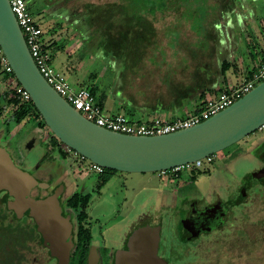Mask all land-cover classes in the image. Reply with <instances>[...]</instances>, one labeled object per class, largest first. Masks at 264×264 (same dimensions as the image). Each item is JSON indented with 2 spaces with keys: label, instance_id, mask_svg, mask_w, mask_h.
<instances>
[{
  "label": "rangeland",
  "instance_id": "rangeland-1",
  "mask_svg": "<svg viewBox=\"0 0 264 264\" xmlns=\"http://www.w3.org/2000/svg\"><path fill=\"white\" fill-rule=\"evenodd\" d=\"M26 1L34 20L39 23L42 22L41 29L44 37L52 36L59 46V48L51 50V65L65 74L72 87H82L89 92L92 87H95L94 93L91 94H93L96 104L101 103L100 107L104 113L108 115L117 113L114 109H108L107 111L103 105L104 102L116 95L115 90L121 84L124 82L128 84L147 83L149 81L146 74L157 71V69L153 70V68H142L140 66L145 58L153 56L150 48H146L147 50L144 53L141 51L144 47L142 49L136 47L137 49L130 52L128 56H124L122 51L119 55L118 50H116L114 55L106 49L111 48L113 41H116L115 37H110L109 43L100 47L99 38L87 35L90 29L87 27L88 17L84 12H77L74 16L69 14L68 11L70 12V10L61 9V0ZM78 1L83 4L110 5L115 3L116 0ZM197 1L199 14L204 11H216L214 21L218 23L219 28L221 27V31L219 30L220 36L217 37L213 31H210L208 37L203 35L189 40L192 47L206 49L210 46V52L207 54H201L195 50H188L185 53L198 57L201 61H205L204 63L208 62L209 68L212 67V69L214 59L220 64L224 61L234 62L237 72L240 71L241 65L246 67V64H248L256 67L263 47L251 48L247 44L244 45L240 22L237 21L236 15L238 14L237 7L240 6V0ZM219 1L221 6L218 3ZM221 9L223 14L220 16L217 12ZM173 20V16L167 15L166 18H158L154 22L156 40L163 41L164 26ZM170 35L173 45L168 46L171 49L168 56L175 58L174 45L180 42V38L175 33L170 32ZM186 36L192 37L193 34L187 31ZM247 47L250 48L249 53H247ZM160 54L163 58L162 61L155 63L158 67L164 63L163 60L166 58L163 53ZM2 56L3 54L0 51V58ZM142 56H144V59H142ZM146 62L154 64V61L149 58ZM135 67L141 69L137 68V71H135ZM139 72L142 73L143 79L138 76L141 75ZM219 75L222 76L221 73ZM246 78L247 74L244 76L240 74L238 83L243 82ZM14 80V75L5 73L0 64V92L9 93L6 95V100L14 97L9 92L11 91L10 84ZM151 82H157V80ZM200 92L201 90L198 89V93ZM191 98L192 95L190 94L184 99V102L186 101L189 104ZM17 107L18 105L10 106L4 113L3 120H6L7 123L4 126L6 130L0 134V149L5 153L7 162H10L17 169L26 171L25 173L31 178L34 176L29 185H25L24 188L19 187L17 190L21 203L26 204L30 211L33 207L32 212L34 213L37 210L38 212H48L50 210L49 204H51L49 199L56 192L61 195V200L77 192L89 194V201L83 208L86 216L82 225L91 234V246L99 249L106 248L105 252L108 256V258H104V260H108L106 264H109L112 252L116 253L121 248L129 233L135 237L134 244L131 243V245L136 250L141 249L143 246V234L149 233L151 235L149 251H151L152 256L150 253L148 260H151L153 264H191L198 253L196 250L189 251L187 249L189 244L186 240L180 238V232L174 227L175 220H173V217L170 218L172 216L171 212L175 213V209L187 205L185 202L187 200L183 198L185 195L181 192V190H187L185 184L190 185L189 195L194 193L193 196L196 197L200 195L205 197L211 191H214L213 195L217 193V198L220 196L226 197L229 193H232L231 196L234 197L235 191H237L236 184H233L234 179L240 180L245 174H253L259 168L264 167V160L257 154L258 151L264 157V126L215 154L212 162H203L200 167H195L192 164L191 168L183 169L185 171L182 169L177 171L182 173L179 178H177V172L173 171L161 174L108 172V169H105L104 173L96 174L91 172L88 167L90 161L65 145H61V148L66 152L64 157L60 156L57 150H54L51 152L52 162L41 164L39 162L40 158L47 152L49 148L47 146L48 141L54 135L47 126H38L42 119L41 116L36 119L33 117L27 118L19 125L12 122L10 120L12 112ZM188 108H191V106ZM121 113L127 115L134 122H142L139 121L140 118L137 115L132 117L127 111ZM0 125L2 124L0 123ZM1 130L3 129L0 127ZM7 131L10 135L4 140L2 137L7 134ZM259 143H261V149L256 148L259 147ZM223 156H227V158L221 159ZM191 169H198L197 171H200V173L192 178L191 173L188 172ZM103 177H106V179H103ZM251 182L253 183V180ZM211 185L214 186V190L210 188ZM261 188L264 189L263 183H261ZM31 192H33V195H31ZM255 193L256 195L247 193V196L246 194L245 204L230 207V212L238 214L235 216L229 214L226 225L230 224L228 228L233 234L236 229L235 223L239 221L236 216L243 218L242 211L246 207L245 212L249 213V219L243 220L241 227L251 240L257 242L254 251L251 252V259L247 260L246 263L264 264V191L255 190ZM244 197L243 194H240L236 198L230 199L229 202L238 204L244 200ZM248 198H250L249 201ZM194 199L193 201H198L196 198ZM191 201H188V204ZM66 212L69 215L78 214L73 208L66 209ZM169 219H171L170 228L167 226ZM72 223L73 226L76 225L75 218ZM235 232L238 234L239 230ZM231 233L226 235L228 236ZM245 244L243 248L247 247L248 250L252 248V244L248 242ZM242 249L241 251H243ZM128 252L134 253L131 250H128ZM222 252L224 254L221 263L231 261L238 255L233 247L226 245L222 248ZM239 263L242 264V261L239 260Z\"/></svg>",
  "mask_w": 264,
  "mask_h": 264
},
{
  "label": "water",
  "instance_id": "water-1",
  "mask_svg": "<svg viewBox=\"0 0 264 264\" xmlns=\"http://www.w3.org/2000/svg\"><path fill=\"white\" fill-rule=\"evenodd\" d=\"M0 51L51 133L63 145L104 169L129 173L168 171L213 156L264 126L263 80L228 107L189 128L154 136L104 129L75 110L41 75L8 0H0ZM4 154L0 149V186L14 191L29 185L33 178L7 162ZM255 175H264V171ZM57 195L49 199L48 212H38L43 233L52 230L57 221ZM16 200L20 201L18 193ZM17 205L12 203L11 207ZM46 240L58 264H68L69 246L64 237L51 235Z\"/></svg>",
  "mask_w": 264,
  "mask_h": 264
},
{
  "label": "trees",
  "instance_id": "trees-1",
  "mask_svg": "<svg viewBox=\"0 0 264 264\" xmlns=\"http://www.w3.org/2000/svg\"><path fill=\"white\" fill-rule=\"evenodd\" d=\"M61 2V9H64L66 11L70 10V12L68 11L69 14H72L74 16L77 14V12H84L87 15V27H89L90 29V32L87 33V35L90 37L99 38L100 40L98 41V43L100 47L106 46L109 43L110 37H115L116 41H113V43L111 44V48L109 47L110 49H106L107 51L112 52L114 55L116 50H118L119 55L122 51L124 56H128L130 52L137 49L136 47H138V49H142V47H144V49L141 50L144 53L147 50L146 48H150L153 56L147 57L145 59L143 58L144 56H142V59L146 61L149 58L158 63V61H162L163 57L161 58L160 53H163L166 57L163 60L164 67L167 65V62H170L168 64L171 67L170 74H175L176 68L173 67L175 65H185L189 70L191 67V60H200L198 57H194L191 54H186L185 52H188V50H195L201 54H207L210 52V46H208V48L206 49L192 47V43L189 42L190 39L201 37L203 35L208 37V33L210 34V31H213L218 37L220 36L219 30L221 31V27L219 28L218 23L214 21V19L216 18V11H204L203 13L199 14L200 11H198L197 0H116L115 3H111L110 5H98L93 3L83 4L78 0H61ZM218 3L221 6L220 1ZM217 13L221 16L223 14L222 9ZM167 15L173 16L174 20L168 22L164 26L162 34L164 35V37L163 41L160 42L155 39L156 29L154 27V22L158 18H166ZM187 31H190L193 36L187 37ZM170 32L177 34V36L180 38V42L174 45V49L176 52V54L174 55L175 58H171L170 56H168V53L170 52L169 50H171L168 48V46L173 45V41L169 37L171 36ZM43 35L44 33L42 31V47L44 50L49 51L51 45L44 44ZM208 43L210 44V42ZM263 52L261 53L262 55ZM231 66L232 63H230L229 61L222 62L220 65V73L224 75ZM250 72L251 70L247 73V76L250 74ZM95 89V87H92L90 89V93H94L93 91ZM9 92L11 93V96L14 97L13 99L6 100V95L9 93L6 92L3 94V97L0 99V103L4 101L3 103L5 104L0 107V114L6 111L8 107L18 105V107L12 112L11 117L12 121L16 125L20 124L27 118L33 117L36 119L37 117H40L39 112L35 109L31 101L22 103L19 95L16 92ZM205 101L206 99L203 101L202 105L205 103ZM98 105L100 106L101 103L98 102ZM38 126H46L43 119H41V121L38 123ZM61 145L63 144L55 136H52L48 141L49 148L47 152L42 155L39 162L41 164L51 163L53 160L51 152L54 150H57L59 155L64 157L66 155V152L61 148ZM182 168L185 169L184 167ZM197 170L191 169L188 171L189 173H191L192 178L200 173V171ZM107 171L117 172L114 170ZM261 171H264V168L248 175L250 183V189L247 190L248 194L250 193L256 195L255 190L264 191V189L261 188V183H263L264 185V175H255L257 173L261 174ZM176 175L177 178H179L182 176V173L177 172ZM103 179H106V177H103ZM252 180L253 183L251 182ZM249 200L250 198H248V201ZM88 201L89 194L77 192L69 196L66 199L65 204L67 207L75 209L78 213L77 217L83 220L86 216L83 208L86 206ZM245 209L246 207H244L242 211V214L244 215L242 216L243 218L236 216L239 221L235 223L236 229L234 230L233 234L228 228L229 225H225L222 230H218L215 232V234L217 233L215 237H213L215 234H211L203 238L201 240V245L191 250H196L198 253L195 260L191 264H241L239 263V260L242 261V264H247L246 262L247 260L251 259V252L254 251L257 242L255 240H251V238L243 230V227H241L242 221L249 219V213L245 212ZM235 231H237L238 234H236ZM227 233L231 234L227 236ZM82 238L84 240H87L82 241ZM89 238L90 234L88 233V231L84 229L83 225H80L78 229V239L81 243L84 242L83 246L81 247L87 246ZM246 242L252 244V248H250L249 250L247 247L243 248V246L246 245ZM224 245L233 247L238 255L234 259H231V261L221 263L220 261H223L224 253L222 252V248L224 247ZM241 249L243 251H241ZM86 250L87 248L85 250L84 248L77 249V259L75 262L83 264Z\"/></svg>",
  "mask_w": 264,
  "mask_h": 264
},
{
  "label": "flooded vegetation",
  "instance_id": "flooded-vegetation-1",
  "mask_svg": "<svg viewBox=\"0 0 264 264\" xmlns=\"http://www.w3.org/2000/svg\"><path fill=\"white\" fill-rule=\"evenodd\" d=\"M3 92H0V99L3 97ZM4 104L5 103H0V107ZM4 113L5 111L0 114V123L2 124L0 127L3 129L0 131V134L6 130V127L4 126L7 121L3 120ZM8 135L9 131H7V134L2 138L5 140ZM260 145L261 143H259V147L256 148L261 149ZM257 154L264 160L261 153ZM226 158L227 156H223L221 159L224 160ZM212 161L213 159L211 162ZM262 168L264 167L259 168V170ZM19 170L26 172L21 169ZM249 174L251 173L245 174L240 180L234 179V183L232 182L233 184H236L237 189L234 197L231 196L232 193H229L226 197L220 196L217 198L218 195L216 196V191V194L214 195V191H211L206 194L205 197H203L204 195L196 197L193 196L194 193L189 195L190 185L185 184L187 190H181V192L185 195L183 198H185L184 200H187L185 201L187 205L185 204V207L175 209V213L171 212L172 216L170 218L173 217V220H175L174 227L180 232V238L186 240L187 244H189L187 245L189 251L193 248L199 247L203 238L213 234V232L223 229L227 224L226 222L229 214L231 216L238 214L230 212V207L244 204L246 201V193L247 190L250 189ZM213 187L214 186L211 185L210 188ZM17 190L14 191L19 195ZM14 191L10 188L0 186V264H58V260L50 247L49 240H46L47 238L49 239V236L51 235L56 236L58 239L62 236L64 237V242L69 246L68 264H80L75 262L77 259L76 253L78 248H84V250L87 248L83 264L107 263L108 260H104V258H108L105 252L106 248L99 249L91 246V234L87 246L81 247L84 242L81 243L78 239V229L80 225H82L84 219L82 220L78 218L75 214L69 215L66 212V209L70 208H67L65 204L68 197L61 200V195H57V221L52 224V230L47 229V231L44 232V235L38 224V210L34 213L32 212L33 207L32 211H30L26 204L19 203L20 201L17 202L16 193H13ZM240 194L245 196L242 202L238 204H232L229 202L230 199H234ZM31 195H33V192H31ZM194 198L198 201H193L195 200ZM190 200L192 201L189 205L188 201ZM12 203H18V205L15 208H12ZM74 218L76 220V225L73 226L72 220ZM170 220L171 219H169L167 224L169 228L171 223ZM67 224L70 225L69 228L67 227L69 226ZM65 225L68 229L65 228ZM48 230H51V232H48ZM132 236L133 235H130L129 233V236L123 241L121 248H119L116 253L112 252L109 264H153L151 260H148L151 253V251H149L151 235L149 233L143 234V246L141 249L137 250L135 248L133 249V245H131V243L134 244L133 240L135 238ZM86 240L82 238V241ZM128 250L134 251V253H130Z\"/></svg>",
  "mask_w": 264,
  "mask_h": 264
},
{
  "label": "crops",
  "instance_id": "crops-1",
  "mask_svg": "<svg viewBox=\"0 0 264 264\" xmlns=\"http://www.w3.org/2000/svg\"><path fill=\"white\" fill-rule=\"evenodd\" d=\"M237 10V21L240 22L244 45L247 44L251 48L263 47L262 50L260 49L259 63L264 50V0H240ZM39 24L41 26L42 22ZM43 42L46 45H51L50 53L52 49L59 48L56 40L50 35L46 37L43 35ZM249 49V47L246 48L247 53H249ZM214 61L212 69L211 65L209 68L208 62L204 63L205 61L203 62L201 59L199 61L191 60L189 70L185 65L178 64L173 66L176 68L175 74H170L171 67L168 62L165 67L164 64L158 67L157 64H149L143 60L140 63L142 68L157 69L156 72L146 74L149 82L139 84L124 82L115 90L116 95L104 102L103 106L107 111L108 109L116 110V114L127 111L132 117L137 115L140 118H138L139 121L142 122L152 118L172 120L185 117L190 112L199 109L208 97H214L224 89L236 85L240 74L244 76L254 68L248 64L246 67L241 65L240 71L237 72L235 63L229 61L232 66L224 75L220 76L221 64L217 63L215 59ZM137 68L141 69L135 67L134 70L137 71ZM246 70L248 71L245 72ZM140 74L138 76L143 79L142 73ZM156 80L157 82H151ZM198 89L201 90L200 93H198ZM190 94L192 98L187 104L184 99ZM189 106L191 108H188Z\"/></svg>",
  "mask_w": 264,
  "mask_h": 264
},
{
  "label": "built area",
  "instance_id": "built-area-1",
  "mask_svg": "<svg viewBox=\"0 0 264 264\" xmlns=\"http://www.w3.org/2000/svg\"><path fill=\"white\" fill-rule=\"evenodd\" d=\"M8 1L35 65L47 83L86 119L109 131L127 135L154 136L189 128L228 107L264 80L263 52L260 62L256 67L251 69L250 74L243 82L224 89L214 97H208L199 109L187 114L185 117L172 120L152 118L146 122H134L125 114L108 115L95 103L94 97L87 89L72 87L66 79L65 74L51 65L50 51L44 50L42 47L41 26L34 20L28 2L26 0ZM0 64L5 73L9 75L13 74L11 67L3 56L0 58ZM10 90L19 95L22 103L31 101L30 95L18 85L16 79L10 84ZM213 157L214 155L198 160L192 164L195 167H200L203 162H211ZM192 164L158 173L177 172L183 169L182 167L189 169L192 167ZM88 167L91 172L96 174H102L104 172L103 167L92 162H90Z\"/></svg>",
  "mask_w": 264,
  "mask_h": 264
}]
</instances>
